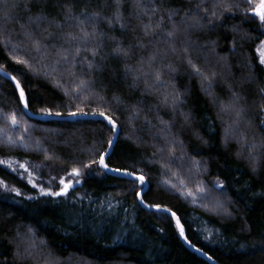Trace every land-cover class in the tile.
I'll list each match as a JSON object with an SVG mask.
<instances>
[{"label": "trees", "instance_id": "obj_1", "mask_svg": "<svg viewBox=\"0 0 264 264\" xmlns=\"http://www.w3.org/2000/svg\"><path fill=\"white\" fill-rule=\"evenodd\" d=\"M140 2L124 0L123 30L112 21L114 0H22L19 18L0 28V69L21 82L32 114L51 109L66 117L79 106L89 113L102 110L111 115L118 125V137L106 162L110 168L145 177V204L171 209L188 242L218 264H264V154H258V162H254L238 140L226 143L224 128L231 120L221 111L234 94L239 95L247 119L253 122L244 129L249 142L264 139V129L258 127L264 119L259 115L264 109L260 93L264 65L259 63L257 52L264 41V23L253 18L252 12L245 13L249 7L246 0H227L240 7L225 12L215 21V29L202 22L203 29L186 32L187 26L180 21L201 0H142L145 8L141 12L148 17L153 7L160 9L157 17L166 9L181 10L173 18L180 24V34L173 43L158 29L150 30L149 35L143 33L142 25L155 18L141 20L140 13L133 12V6ZM262 2L252 0V6ZM25 7L31 11L25 12ZM69 9L76 20L66 19ZM41 11L46 12L47 20L21 28L28 24L29 16ZM97 11L107 18L89 23L87 16ZM76 21H84L89 31L98 33L93 43L103 46L94 60L96 67L88 72L86 65L73 68L66 64L54 74H46L47 68L35 74L41 65L55 61L52 45L64 44L58 39L61 31H79ZM57 23L64 27L56 28ZM168 30L171 25L165 32ZM25 31H34L49 44L48 49L37 53L32 41L24 39ZM6 33L20 45L18 50L4 46ZM49 33L56 38H49ZM118 46L128 50V55L114 59L113 50ZM13 56L32 61L33 71L17 64ZM192 65L200 67L209 79L197 75ZM140 66L145 72L159 71L164 80L159 92L176 93L182 103L175 108L171 101L167 107L160 105L162 97L155 91L154 76L146 77L145 83L144 79L135 81V72L125 73L126 67ZM70 72L87 79L90 91L77 98L74 84L69 86L73 83ZM57 81L62 87H57ZM11 112H16L27 131L15 130L17 136L12 138L18 143L0 140V160L5 161L0 164V264H43L16 255L17 229L26 231L29 227L36 232L38 242H47L45 251L53 252L59 264H208L180 242L176 225L167 214L146 211L138 204L137 193L143 187L139 181L107 175L99 163L85 167L92 160L98 161L108 148L113 132L106 122L30 119L13 83L0 76V128L6 127L5 118ZM31 140L38 147H30ZM194 161H199V169L193 166ZM21 164L28 166V172L18 170ZM73 167L80 168L82 175L71 199L41 195L29 182L58 190L59 180L68 182L67 174ZM217 180L224 183L223 189L213 186ZM5 184L21 195L5 189ZM199 187L208 192L200 193ZM189 191L192 196L187 195Z\"/></svg>", "mask_w": 264, "mask_h": 264}, {"label": "snow or ice", "instance_id": "obj_2", "mask_svg": "<svg viewBox=\"0 0 264 264\" xmlns=\"http://www.w3.org/2000/svg\"><path fill=\"white\" fill-rule=\"evenodd\" d=\"M30 2L35 3V0H30ZM45 3L48 2V0H44ZM22 0H0V28H5L7 22H12L18 19V10L21 7ZM124 0H114V7L116 9V12L114 13L112 17V21H115L116 23H119V26L121 29L126 30V22L123 19V15L121 12V9L123 8ZM246 3H248L249 7L245 9V13L252 12L253 18L258 17L259 20L264 23V2H262L258 7L252 6V0H246ZM238 4H232L228 3L227 0H211V4H209L208 0H201L200 3L196 4L195 10H190L188 12L184 13L183 19L180 21V24L186 25L187 28L185 29L186 32H190L191 30H197V29H203L205 27L206 22L207 26L211 29H215L217 27V24L215 21H219L223 18L224 13H232L234 9H239ZM145 8V5L142 3V0L140 3H137L133 6V12L134 13H140L139 18L143 20L144 18H148L150 22L147 24H143L141 27V30L145 35L150 34V30H159L160 32H164L166 37L171 38V41L175 43V40L178 38L180 34V24H177V22L173 19L174 17H178L180 15V9H173V10H164L163 13L157 17V13L160 11L158 7H153L150 11L152 13L151 17L147 16L146 12H141L142 9ZM25 12H30L31 9L25 7ZM87 16V14H85ZM165 17L167 18V23L165 21ZM107 17H104L101 15L99 11L93 13L91 16H87V21L89 23H95L98 22L99 19H106ZM48 19V16L46 12L41 11L40 14H37L35 16H29L28 24L27 25H21V28L27 29L30 28L33 25H39L45 20ZM66 19H73L76 20L75 17L71 15V9L68 10V13L66 15ZM53 23H55L53 21ZM77 25L79 26V31H69V32H63L61 31L58 39L63 41L64 44H69L71 47H65L64 44H60L59 47L57 45L53 44L52 49L55 50L56 59L51 65H41L40 68L35 70V74H38L41 68H47L49 69L46 74H54L56 73L57 69L66 64H71L73 68H75L77 65H86L87 71L91 72L96 65L94 64L95 58L99 55V49L103 46L102 43H93L95 37L98 35V33L93 29L92 31H89L84 21H76ZM111 23V21H110ZM169 25H171V30H168L165 32V28H167ZM51 26V24L49 25ZM56 28L62 29L64 27L63 23H57L55 24ZM49 38H56L54 34L49 33ZM24 39L25 40H31L34 50L37 53H40L42 50H46L49 47L48 43L42 42L37 36L35 35L34 31H25L24 32ZM114 39V38H113ZM23 41H21L22 43ZM5 47L11 46L13 51H16L20 48V45L13 42V37L10 33H6V38L2 41ZM187 51V48L184 49ZM172 51H175L173 48ZM114 59H118L123 56L128 55V50L118 46L114 50ZM257 52L259 53V63L261 65H264V41L260 42V47L257 48ZM47 55L48 53L45 51L44 53ZM17 64L24 65L28 68L29 71H33L32 69V61H30L28 58L20 59L17 56L12 57ZM154 57L152 60L148 62V67L151 68V64L154 62ZM189 63L191 64V61L189 60ZM194 72L197 75L204 76V79H209L208 76L204 75L201 68L195 65H192ZM0 71H3L0 69ZM135 72V81H140L142 79L145 80V83H147L146 77L148 76H154L155 79V91L160 94L162 99L160 100V105H163L164 107H167L169 104V101H171L172 107L175 108L179 103H182L181 98L176 93H161L159 92L160 88L164 85V80L161 77V73L159 71L153 70L152 72H145L144 67H126L125 73H131ZM5 76H7V73H4ZM215 75L214 73L212 74ZM70 81L73 83H70V87L74 84V91L76 93V97L79 98L80 94L82 92H88L90 91L89 88V81L87 79H82L77 77L75 72L69 73ZM11 81L15 82V89L19 91V100L24 102V108L27 109L29 106V102L26 98L25 89L21 86V82L17 80L15 76L11 77ZM57 87H62V84L60 81H57ZM65 93L68 94V90L64 89ZM260 93L264 95V88L260 89ZM114 99L117 101V103L120 102L119 98L114 97ZM240 99L241 97L239 95H233L232 100L223 105L221 111L226 114L231 120V123L227 125V127L224 128V136H225V142H229L230 140L236 139L241 144L242 150L248 152V157L254 162L257 161L258 154H264V139H261L259 143L255 142V139L253 138V141L249 142V137L247 131L244 129L250 127L252 125V121L247 119L245 109L241 107L240 105ZM159 106V105H158ZM70 117H76L78 115L80 116H98L101 119L99 121H94L95 123H101L105 124L106 126L110 127L111 130L114 132L117 131V122L116 120L111 116L107 115L105 111L97 110L94 112H87L83 108H80L77 106V109L75 111H69L67 113ZM41 115L46 116H52L55 115L57 117L62 116L63 113L61 112H52L51 109H42ZM261 117H264V109H262L259 113ZM185 120L188 121L190 119L188 114H185L184 116ZM10 122L12 126H18L19 121L17 119V115L15 112H13L10 117ZM162 124H164L163 121H161ZM165 127L167 125L165 124ZM261 129H264V119H260L259 125ZM27 131V129H25ZM11 139V138H9ZM21 142H23V136L20 137ZM109 148L114 146V141L112 139L107 141ZM182 143V142H180ZM26 146V145H25ZM258 150V151H257ZM172 153L174 157L175 153V147L172 148ZM105 154H101L98 161L92 160L91 163L88 165H85L87 168H91L93 164L99 163L100 166H102L104 169H107L108 171H113L117 173H122L124 175H128L131 177H134L141 185L145 182V177L143 175L137 176L135 172H130L127 170H122L120 168H110L109 164L105 161ZM5 161L0 160V164H4ZM193 166L197 169L201 167L199 161H194ZM8 167H11V165H8ZM21 168L24 169L25 172H28V166L27 165H20ZM13 171H16V169H12ZM256 169L254 168L253 171ZM31 175V173H29ZM82 175L81 169L73 167L71 172L67 174L68 176V182H66L65 178H61L59 180V188L58 190H53L52 187L44 188L43 186L37 184L35 181H29L32 183V186L34 188L38 187L40 190V194L44 196H51V197H65L66 199H71L70 193L75 188V185L80 183L79 177ZM72 177H75L76 179H71ZM5 189L9 191H15L16 195H21L20 191L18 189H9L8 186L2 185ZM215 188L223 189L224 183L222 181L217 180L214 182L213 185ZM199 192L204 194L208 192V189L206 187H199ZM188 196H192V192L187 193ZM137 196L140 197L141 202H143V196L141 193H137ZM28 199H32V197H28ZM111 207V205H108ZM152 207H156L157 210L160 211H167L170 212L173 216H175V213L171 212V209H162L159 205H155ZM177 224L180 225L179 218H177ZM180 235L187 239L186 236H184V228L183 226H180ZM17 241H18V248H17V256L22 257L24 260H32V261H43V264H59L55 254L51 251H45V248L47 246V242L40 240L37 241L36 232L29 227L26 231H21L20 229H17ZM190 243V242H189ZM195 248V245H192ZM197 251H202V249H196ZM207 255V254H205ZM211 259V257H209Z\"/></svg>", "mask_w": 264, "mask_h": 264}, {"label": "water", "instance_id": "obj_3", "mask_svg": "<svg viewBox=\"0 0 264 264\" xmlns=\"http://www.w3.org/2000/svg\"><path fill=\"white\" fill-rule=\"evenodd\" d=\"M4 73H6L5 71H0V76H2L3 78H5L6 80H8L9 82H12L13 83V85H14V88H15V82L14 81H11V75H9L8 73V75L7 76H5L4 75ZM16 90V93H18V97H19V91L17 90V89H15ZM20 101V104H21V106H22V110H23V112H24V114L25 115H27V117L28 118H30V119H36V120H39V121H45V120H62V121H75V120H79V119H84V120H100L101 118L100 117H98V116H91V115H87V116H80V115H78V116H76V117H70L69 115L68 116H66V117H61V116H59V117H55V116H46V115H39V114H32V113H30L29 111H28V109H25L24 108V102L23 101H21V100H19ZM112 132H113V137H112V140L115 142L116 141V139H117V137H118V125H117V131H113L112 130ZM114 147V146H113ZM113 147H111V148H109V146H108V148H107V150L103 153V154H105V153H107V155L105 156V161H106V159H107V156L111 153V151H112V149H113ZM100 166V165H99ZM100 168L102 169V171L103 172H105L107 175H110V176H113V177H120V178H129V179H133V180H136L134 177H131V176H128V175H124V174H122V173H117V172H113V171H108L107 169H104L102 166H100ZM123 172V171H122ZM139 176V175H138ZM137 181V180H136ZM140 184V183H139ZM78 185V184H77ZM141 185V184H140ZM148 190V184H147V181L145 180V182L143 183V187H142V189L138 192V193H141L142 195L146 192ZM136 200H138V204H140V206L144 209V210H146V211H154V212H159V213H165V214H167L170 218H171V220L172 221H174V223H175V225H176V228H177V231L179 232V239H180V242L185 246V248H187V249H189L192 253H194V254H196V255H198V256H200L206 263H208V264H218L217 262H215L212 258L211 259H209V257H210V255H205L206 253H204L203 251H197L196 249H199L198 247L196 248H194L193 246H192V244L191 243H189L188 242V240L187 239H185L184 237H182L181 235H180V226H182V224H181V222H180V225H178L177 224V215L175 214V216H173L170 212H167V211H160V210H157V208L156 207H152L151 205L150 206H148L147 204H145L144 203V201L143 202H141V199H140V197H138L137 196V198H136ZM162 209H166V208H163V207H161ZM172 212V211H171ZM172 213H174V212H172ZM184 236H186L185 235V232H184Z\"/></svg>", "mask_w": 264, "mask_h": 264}, {"label": "rangeland", "instance_id": "obj_4", "mask_svg": "<svg viewBox=\"0 0 264 264\" xmlns=\"http://www.w3.org/2000/svg\"><path fill=\"white\" fill-rule=\"evenodd\" d=\"M12 113H13V112L7 114L8 117L5 118V120H6V122H5L6 127H5V128H0V140H2V141H3V140H4V141H7V142H9V143H13V142L18 143V139L15 140V138H12V137H14V136H17V135H14V132H17V131H15V130H18V131H19V129H21V130H22L21 132H23V131L25 130V128L22 127V126L20 125V122H19V125H18L20 128H18V126H12V125H11V122H10L9 117H10V115H11ZM15 114H16V112H15ZM17 119H18V116H17ZM14 127H15V128H14ZM17 133H18V132H17ZM9 138H11V139H9ZM28 145H29L30 147H38L37 142H36V141L34 142V141H32V140L28 143ZM18 170L25 172L24 169L21 168L20 166L18 167ZM73 180H74V179H73ZM162 184L165 185V182H162ZM211 205H212L214 208H217V206H215L214 204H211Z\"/></svg>", "mask_w": 264, "mask_h": 264}]
</instances>
